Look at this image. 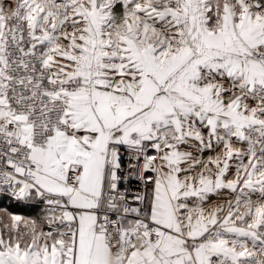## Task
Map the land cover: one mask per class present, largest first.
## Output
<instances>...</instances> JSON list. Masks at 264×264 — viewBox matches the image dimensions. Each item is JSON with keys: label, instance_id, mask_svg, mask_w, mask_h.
Instances as JSON below:
<instances>
[{"label": "snow or ice", "instance_id": "obj_1", "mask_svg": "<svg viewBox=\"0 0 264 264\" xmlns=\"http://www.w3.org/2000/svg\"><path fill=\"white\" fill-rule=\"evenodd\" d=\"M0 264H264V0H0Z\"/></svg>", "mask_w": 264, "mask_h": 264}]
</instances>
